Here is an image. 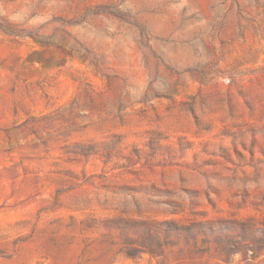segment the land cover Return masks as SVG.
Wrapping results in <instances>:
<instances>
[{"label":"rangeland","instance_id":"374dc122","mask_svg":"<svg viewBox=\"0 0 264 264\" xmlns=\"http://www.w3.org/2000/svg\"><path fill=\"white\" fill-rule=\"evenodd\" d=\"M263 238L264 0H0V264H264Z\"/></svg>","mask_w":264,"mask_h":264},{"label":"trees","instance_id":"16d2710c","mask_svg":"<svg viewBox=\"0 0 264 264\" xmlns=\"http://www.w3.org/2000/svg\"><path fill=\"white\" fill-rule=\"evenodd\" d=\"M166 224L168 223V222H165ZM261 243L263 244L264 243V238L261 240Z\"/></svg>","mask_w":264,"mask_h":264}]
</instances>
